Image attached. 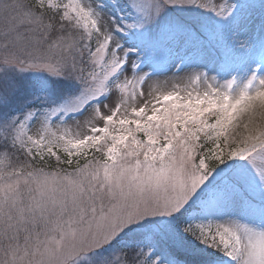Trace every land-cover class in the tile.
Returning a JSON list of instances; mask_svg holds the SVG:
<instances>
[{"label":"snow or ice","instance_id":"snow-or-ice-1","mask_svg":"<svg viewBox=\"0 0 264 264\" xmlns=\"http://www.w3.org/2000/svg\"><path fill=\"white\" fill-rule=\"evenodd\" d=\"M0 264H264V0H0Z\"/></svg>","mask_w":264,"mask_h":264},{"label":"rangeland","instance_id":"rangeland-1","mask_svg":"<svg viewBox=\"0 0 264 264\" xmlns=\"http://www.w3.org/2000/svg\"><path fill=\"white\" fill-rule=\"evenodd\" d=\"M166 75L170 77L172 74L171 73H167ZM164 78H165L164 76L160 77L161 80H163Z\"/></svg>","mask_w":264,"mask_h":264}]
</instances>
